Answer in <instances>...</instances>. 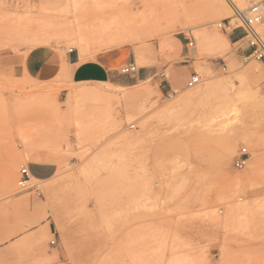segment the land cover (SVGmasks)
I'll use <instances>...</instances> for the list:
<instances>
[{
	"label": "rangeland",
	"instance_id": "374dc122",
	"mask_svg": "<svg viewBox=\"0 0 264 264\" xmlns=\"http://www.w3.org/2000/svg\"><path fill=\"white\" fill-rule=\"evenodd\" d=\"M62 1L0 0V150L15 158L0 184L20 196L22 165L58 166L53 179L27 185L42 193L48 229L30 235L21 264H264V62L247 60V37L231 41L219 28L246 1L75 0L43 9ZM173 35L195 44L194 88L171 92L136 74H120L121 86L72 81L71 50L82 63L132 48L140 69L139 58ZM39 49L55 54L54 72L29 70ZM243 148L249 161L237 170ZM232 206L247 209L229 219Z\"/></svg>",
	"mask_w": 264,
	"mask_h": 264
},
{
	"label": "crops",
	"instance_id": "0c3cea01",
	"mask_svg": "<svg viewBox=\"0 0 264 264\" xmlns=\"http://www.w3.org/2000/svg\"><path fill=\"white\" fill-rule=\"evenodd\" d=\"M243 37L231 41H241ZM193 41L186 36H166L154 43L152 56L139 58L141 68L136 74L139 81L160 78L168 91L188 88L195 72L197 51ZM236 42V43H237ZM73 53V54H72ZM67 56L66 64L74 84L126 85L119 68L125 64H135L137 57L132 48L104 51L81 63V56L74 51ZM28 68L32 72H44L48 68L54 72L58 66L55 54L48 49L32 51L28 55ZM153 60L152 65L147 62ZM83 68V69H82ZM15 165V158L5 150H0V172L4 181L10 173L3 168ZM32 181L47 182L54 178L58 166L53 161L33 160L27 164ZM34 170L45 172L43 176L33 174ZM0 173V174H1ZM6 177V179H5ZM1 179V177H0ZM35 192V195L32 193ZM8 184H0V264H21L27 256V246L32 243L31 234L42 228L47 230L48 211L42 193L31 190L26 194L10 198ZM51 230V226L49 227Z\"/></svg>",
	"mask_w": 264,
	"mask_h": 264
},
{
	"label": "built area",
	"instance_id": "2783aa9c",
	"mask_svg": "<svg viewBox=\"0 0 264 264\" xmlns=\"http://www.w3.org/2000/svg\"><path fill=\"white\" fill-rule=\"evenodd\" d=\"M247 7L243 10H236L234 17L229 18L219 24L225 32L231 34L236 31L242 32V37H247L250 56L247 58H254L257 61L264 62V41L260 37L257 28L264 22V0H245ZM193 45L194 43H190ZM71 53L73 52L70 51ZM139 72V68L135 64H125L121 67L120 73L125 76L135 75ZM201 83V77L195 73L189 84L188 88H194ZM249 161V155L246 148H243L240 155L235 161V168L237 170H243L246 168ZM32 180L31 174L27 165L20 167V179L18 182L21 192H29L34 187H27L28 183ZM52 245L56 244V240L51 242Z\"/></svg>",
	"mask_w": 264,
	"mask_h": 264
},
{
	"label": "bare ground",
	"instance_id": "6f19581e",
	"mask_svg": "<svg viewBox=\"0 0 264 264\" xmlns=\"http://www.w3.org/2000/svg\"><path fill=\"white\" fill-rule=\"evenodd\" d=\"M227 1H230V3H232L234 6H235V8H243V0H227ZM245 1V0H244ZM72 3H75V0H72V1H62V4L60 5V6H58V7H49V6H47V5H44L43 6V9L47 12V11H57V10H62V9H68L70 6H71V4ZM237 3V5H235ZM45 12V13H46ZM43 14V13H42ZM47 14V13H46ZM52 14V13H51ZM55 15V14H54ZM54 15H52V17L54 16ZM47 16H49V15H47ZM50 17V16H49ZM55 17V16H54ZM53 17V18H54ZM57 19V18H56ZM55 19V20H56ZM37 24H39V23H37ZM66 26V25H65ZM259 29V30H258ZM42 30V29H41ZM45 30V29H44ZM257 31H261V32H264V23L263 24H260L259 26H258V28H257ZM207 39V38H206ZM219 39H222V37L221 36H217L216 38H215V40H219ZM223 40V39H222ZM89 39L86 37V36H82V42H84V44L86 45V44H88L89 42ZM72 51V50H71ZM86 60H83L82 61V63L83 62H85ZM83 69V68H82ZM251 72H253V69L252 68H248L247 69V71H246V73H248V74H250ZM248 136V135H247ZM254 137V136H253ZM252 137V138H253ZM255 138V137H254ZM255 162H259V160H257V161H255ZM249 175V174H248ZM249 177H250V175H249ZM250 179V178H249ZM245 180V179H244ZM243 180V181H244ZM240 181H241V179H240ZM247 181H249V180H247ZM248 202V201H247ZM249 203V202H248ZM247 203V204H248ZM240 204V203H239ZM233 205V204H232ZM230 206V205H229ZM246 209H247V206H232L231 207V209H229V213H228V217H229V219H231V218H237V217H239V216H241L242 214H244L245 213V211H246ZM227 218V217H226ZM233 222V221H232ZM237 222V221H236ZM233 224V223H232ZM230 225V224H229ZM228 254V253H227ZM225 255H226V252H225ZM225 258H226V256H225ZM203 264V263H202ZM225 264H228L227 262H225Z\"/></svg>",
	"mask_w": 264,
	"mask_h": 264
}]
</instances>
